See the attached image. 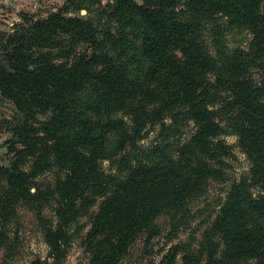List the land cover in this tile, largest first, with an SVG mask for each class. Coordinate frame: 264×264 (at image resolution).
<instances>
[{
  "label": "trees",
  "instance_id": "trees-1",
  "mask_svg": "<svg viewBox=\"0 0 264 264\" xmlns=\"http://www.w3.org/2000/svg\"><path fill=\"white\" fill-rule=\"evenodd\" d=\"M100 1L70 3L80 9ZM101 18L96 24L62 9L2 44L11 51L9 69L0 66V94L22 117L0 119L13 133L15 156L0 166V221L28 203L44 224L52 260L33 264H62L73 225L101 200L84 238L89 264H120L141 235L154 237L160 215L184 211L220 179L217 167L234 157L224 136L236 135L250 171L231 185L200 249L175 245L159 264H264V0H110ZM219 18L245 26L252 39L247 48L217 45L215 59L199 30ZM215 37L222 41L223 32ZM68 39L87 46L70 63L41 50ZM156 127L158 139L141 146ZM105 160L117 171L106 172ZM54 166L64 176L34 193ZM48 198L55 222L42 215ZM6 241L0 229V249Z\"/></svg>",
  "mask_w": 264,
  "mask_h": 264
},
{
  "label": "rangeland",
  "instance_id": "rangeland-1",
  "mask_svg": "<svg viewBox=\"0 0 264 264\" xmlns=\"http://www.w3.org/2000/svg\"><path fill=\"white\" fill-rule=\"evenodd\" d=\"M109 3L110 0H101L94 5L75 9L70 0H0V66L9 69L7 55L11 48L6 51L2 47L9 35L16 31L30 30L37 21L46 19L62 9L66 10L70 16L86 19L95 18L96 24L99 22L103 24L106 19H102L101 14L103 8ZM207 24V26L200 28L199 33L203 37L202 41L208 48L210 56L215 59H219L217 45L223 44L227 49L232 50L237 47L247 48L251 42L252 35L243 25L240 26L222 18ZM217 29L223 32L222 41L216 40L215 32L218 31ZM86 47L83 44L75 45L68 39L66 45L58 46L57 49H49L48 51L44 48L41 50L48 52L52 61L56 63H70L71 60H74L75 54L84 52ZM70 50H73L74 54L64 58ZM261 73L256 71L254 76L260 78ZM124 113L126 114L121 115H127L128 111L125 110ZM21 117L22 114L12 100L0 94V119L7 118L14 121ZM40 119L43 120V117ZM5 127L6 124H3V128H0V166L10 167L15 160L9 144L13 138V133ZM185 131L186 136L184 138L186 139L195 131L194 125L192 124ZM146 132L143 133L144 138L140 142L143 147H147L156 141L160 133L158 127L148 129L147 135H145ZM224 139L233 148L234 157L226 159L223 166L217 167L222 173L220 179H212L199 196L188 199L184 211L160 215L155 221L157 231L154 237L147 241L148 234L141 235L120 264H159L162 257L175 245L183 246L184 251L199 250L200 245L210 238L208 231L219 214L221 203L226 201L228 190L235 181H240L243 176L247 175L252 166L251 161L239 146V139L236 135L224 136ZM103 169L108 173L117 171L114 162L109 160L103 162ZM63 174L59 167L54 166L49 172L38 178L39 185H35L33 192H49L52 190L54 180L60 175L64 176ZM3 192L0 190V201L4 200ZM259 192L257 187L253 189L255 196ZM100 202L101 200L90 210L81 213L79 221L73 225L72 233L75 234V237L68 251V256L62 264H89L90 258L86 251L84 238L92 227L91 216L98 211ZM53 206V198L43 201L42 215L46 220L52 219L55 222ZM13 208V213L10 214L8 222L0 221V229L5 231L7 237V244L4 242L0 249V263L33 264L40 260L52 263V260L48 259L51 248L46 241L44 224L37 216V210L23 200L19 201ZM181 218L185 222L183 226H179L178 223ZM218 239L215 240L218 242ZM9 247H11V252L8 251Z\"/></svg>",
  "mask_w": 264,
  "mask_h": 264
}]
</instances>
